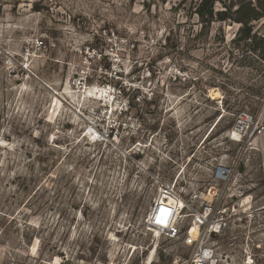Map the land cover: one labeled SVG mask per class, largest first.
Returning a JSON list of instances; mask_svg holds the SVG:
<instances>
[{"label": "rangeland", "instance_id": "1", "mask_svg": "<svg viewBox=\"0 0 264 264\" xmlns=\"http://www.w3.org/2000/svg\"><path fill=\"white\" fill-rule=\"evenodd\" d=\"M246 1L264 9L0 0V264H173L185 249L144 216L162 184H213L219 163L244 214L220 264H264V128H232L264 126V16L238 22Z\"/></svg>", "mask_w": 264, "mask_h": 264}, {"label": "built area", "instance_id": "2", "mask_svg": "<svg viewBox=\"0 0 264 264\" xmlns=\"http://www.w3.org/2000/svg\"><path fill=\"white\" fill-rule=\"evenodd\" d=\"M252 122L253 118L249 113L241 112L237 115L232 128L245 140L251 133H261L264 128L262 124H256L251 128ZM234 167L235 165L219 163L214 167L213 184H196L188 190L183 185L178 188L175 184H162L160 199L153 198L144 216L145 230L155 231L160 237L175 236L185 249V255L181 258L183 264H220L221 252L218 241L234 224H237L235 220L241 219L244 215H233L232 210L237 206L238 197L241 195L239 187L237 194L228 193L231 189L230 176ZM204 195L209 198H205ZM170 196L180 198L182 204L169 203ZM233 197V202L227 203V198ZM192 227L196 228L194 233H191Z\"/></svg>", "mask_w": 264, "mask_h": 264}, {"label": "trees", "instance_id": "3", "mask_svg": "<svg viewBox=\"0 0 264 264\" xmlns=\"http://www.w3.org/2000/svg\"><path fill=\"white\" fill-rule=\"evenodd\" d=\"M199 1L200 2L196 8V12H197L198 16L202 19L206 15L209 18H212V16H213V5H214L216 0H199ZM260 1L264 2L262 0H260ZM245 7L249 10V12L250 11L252 12V14L249 15L248 17L241 15V12H242L243 8H245ZM259 8H262V7H259ZM259 8L256 7L255 5H252L249 1H246L244 4H241V6H239L236 9V13L239 15V17H237L236 20L238 22L242 23L243 25H246V27H249L248 23L250 22V20L257 19L259 17L264 16V9L261 11ZM221 16H225V15H221ZM221 18L223 19L224 17H221Z\"/></svg>", "mask_w": 264, "mask_h": 264}, {"label": "bare ground", "instance_id": "4", "mask_svg": "<svg viewBox=\"0 0 264 264\" xmlns=\"http://www.w3.org/2000/svg\"><path fill=\"white\" fill-rule=\"evenodd\" d=\"M233 131H236L235 129H233ZM237 132V131H236ZM205 196V198H209L208 196H206V195H204ZM248 196L247 197H244L243 199H242V204L244 205V204H246V203H248ZM233 215H234V213H233ZM195 227H192V230H191V232L192 233H194L195 232ZM150 233H152V232H154V233H156L157 235L156 236H158L159 234L157 233V232H155V231H151V230H148ZM134 250H135V248H134ZM153 258L154 257H152L151 258V261H153ZM150 262V261H149ZM177 262V264H183V260L182 259H180V260H177L176 261Z\"/></svg>", "mask_w": 264, "mask_h": 264}, {"label": "snow or ice", "instance_id": "5", "mask_svg": "<svg viewBox=\"0 0 264 264\" xmlns=\"http://www.w3.org/2000/svg\"><path fill=\"white\" fill-rule=\"evenodd\" d=\"M158 223L160 222V221H157Z\"/></svg>", "mask_w": 264, "mask_h": 264}]
</instances>
